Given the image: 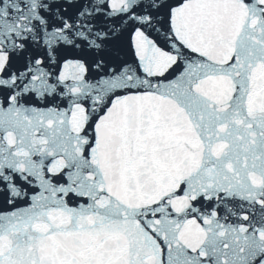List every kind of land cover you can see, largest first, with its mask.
I'll return each mask as SVG.
<instances>
[{"label": "snow or ice", "instance_id": "6c2138e0", "mask_svg": "<svg viewBox=\"0 0 264 264\" xmlns=\"http://www.w3.org/2000/svg\"><path fill=\"white\" fill-rule=\"evenodd\" d=\"M0 264H264V0H0Z\"/></svg>", "mask_w": 264, "mask_h": 264}]
</instances>
